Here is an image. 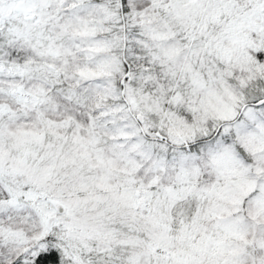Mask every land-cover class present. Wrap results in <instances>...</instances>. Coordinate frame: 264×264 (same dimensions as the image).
Instances as JSON below:
<instances>
[{
	"label": "snow or ice",
	"instance_id": "snow-or-ice-1",
	"mask_svg": "<svg viewBox=\"0 0 264 264\" xmlns=\"http://www.w3.org/2000/svg\"><path fill=\"white\" fill-rule=\"evenodd\" d=\"M0 264H264V0H0Z\"/></svg>",
	"mask_w": 264,
	"mask_h": 264
}]
</instances>
